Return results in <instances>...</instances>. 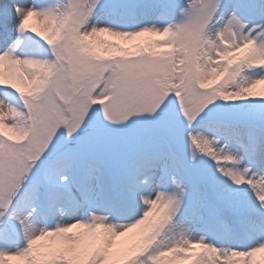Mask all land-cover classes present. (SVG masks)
I'll return each instance as SVG.
<instances>
[{
	"label": "snow or ice",
	"instance_id": "snow-or-ice-1",
	"mask_svg": "<svg viewBox=\"0 0 264 264\" xmlns=\"http://www.w3.org/2000/svg\"><path fill=\"white\" fill-rule=\"evenodd\" d=\"M264 0H0V264H264Z\"/></svg>",
	"mask_w": 264,
	"mask_h": 264
},
{
	"label": "bare ground",
	"instance_id": "bare-ground-1",
	"mask_svg": "<svg viewBox=\"0 0 264 264\" xmlns=\"http://www.w3.org/2000/svg\"><path fill=\"white\" fill-rule=\"evenodd\" d=\"M258 88H264V85L258 86ZM259 258L264 260V253H260Z\"/></svg>",
	"mask_w": 264,
	"mask_h": 264
},
{
	"label": "rangeland",
	"instance_id": "rangeland-1",
	"mask_svg": "<svg viewBox=\"0 0 264 264\" xmlns=\"http://www.w3.org/2000/svg\"><path fill=\"white\" fill-rule=\"evenodd\" d=\"M262 90H264V88H257V89H255L254 91H256V92H260V91H262Z\"/></svg>",
	"mask_w": 264,
	"mask_h": 264
}]
</instances>
